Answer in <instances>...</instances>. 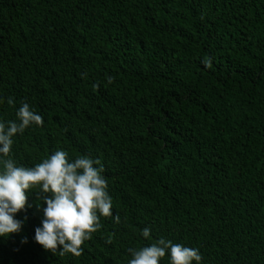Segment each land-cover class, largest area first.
I'll return each instance as SVG.
<instances>
[{"label":"trees","instance_id":"1","mask_svg":"<svg viewBox=\"0 0 264 264\" xmlns=\"http://www.w3.org/2000/svg\"><path fill=\"white\" fill-rule=\"evenodd\" d=\"M21 102L44 124L14 137L17 165L99 159L113 215L53 255L34 238L51 194L29 190L0 264H128L159 238L264 264V0H0V121Z\"/></svg>","mask_w":264,"mask_h":264},{"label":"clouds","instance_id":"2","mask_svg":"<svg viewBox=\"0 0 264 264\" xmlns=\"http://www.w3.org/2000/svg\"><path fill=\"white\" fill-rule=\"evenodd\" d=\"M204 64L211 67L210 58ZM107 80L111 84L114 77L109 76ZM7 103L14 106L15 101L9 98ZM15 117V120L0 121V237L8 238L21 231L23 221L15 219V215L26 207V192L38 188V192L51 195L43 197L44 219L42 226L35 229V241L53 255L59 252L61 256L71 253L79 257L85 241L91 240L102 227L100 217L113 215L112 198L103 175L105 169L99 159L89 156L69 159L68 152L62 149L33 167L18 166L12 157L14 137L22 135L30 126L42 127L44 121L27 102H21ZM115 220L119 223L118 215ZM150 231L144 228L142 236L151 239ZM21 242L25 243L26 239ZM128 252L132 257L128 264H160L166 254L170 264L202 262L199 249L165 238L139 249L129 248Z\"/></svg>","mask_w":264,"mask_h":264}]
</instances>
